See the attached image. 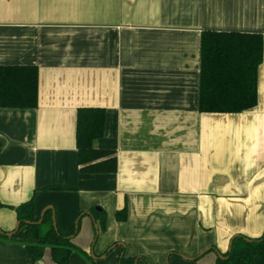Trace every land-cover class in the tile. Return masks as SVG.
Segmentation results:
<instances>
[{"label": "crops", "instance_id": "1", "mask_svg": "<svg viewBox=\"0 0 264 264\" xmlns=\"http://www.w3.org/2000/svg\"><path fill=\"white\" fill-rule=\"evenodd\" d=\"M207 29L264 37V0H0V64L39 74L36 107H0V229L12 236L0 264H34L13 209L32 196L63 232L79 224L70 264H117L123 250L136 264H215L234 236L264 234V57L253 108L201 112ZM83 106L106 109L95 146L115 151L114 173L79 169ZM93 205L106 212L96 238ZM41 261L54 264L49 249Z\"/></svg>", "mask_w": 264, "mask_h": 264}, {"label": "trees", "instance_id": "2", "mask_svg": "<svg viewBox=\"0 0 264 264\" xmlns=\"http://www.w3.org/2000/svg\"><path fill=\"white\" fill-rule=\"evenodd\" d=\"M264 57V37L260 32L203 30L200 41L199 110L211 113H237L253 108L258 101V68ZM38 67L35 65L0 64V107L33 108L38 104ZM106 109L83 106L77 110V162L82 173H114L117 170L115 151L95 146L105 131ZM48 189H65L59 184ZM18 240L26 245L34 264L43 259L46 249L54 264H70V255L78 250L74 237L79 224L63 232L53 218V209L43 215L36 212L34 197L13 206ZM90 214L99 221L95 238L106 226V212L93 205ZM125 220L126 207L116 213ZM41 220V221H40ZM16 232V233H17ZM12 238L0 229V239ZM31 239V240H30ZM115 244V243H114ZM109 246L104 254H107ZM137 256L123 250L117 264H136ZM215 264H264V234L250 238L238 234L232 238L231 249L218 255Z\"/></svg>", "mask_w": 264, "mask_h": 264}, {"label": "water", "instance_id": "3", "mask_svg": "<svg viewBox=\"0 0 264 264\" xmlns=\"http://www.w3.org/2000/svg\"><path fill=\"white\" fill-rule=\"evenodd\" d=\"M51 208H52V207H51ZM46 209H48V207H46V208L44 209V211H45ZM44 211L42 212L41 215H43ZM53 218L55 219V215L53 216ZM40 221H41V220H40ZM19 225H20V223L17 222V224H16V228H15V231L18 230ZM10 234H11V233H10ZM30 240H31V239H30ZM231 246H232V240H231L230 245H229V250L231 249ZM92 255H93V257H96L94 254H92ZM218 255L221 256L220 253H218ZM40 263L42 264V261H40Z\"/></svg>", "mask_w": 264, "mask_h": 264}]
</instances>
